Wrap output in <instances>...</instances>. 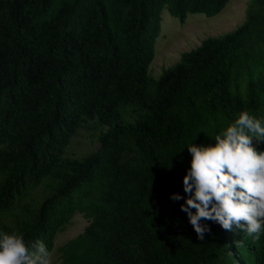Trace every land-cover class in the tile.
Segmentation results:
<instances>
[{"label": "trees", "instance_id": "1", "mask_svg": "<svg viewBox=\"0 0 264 264\" xmlns=\"http://www.w3.org/2000/svg\"><path fill=\"white\" fill-rule=\"evenodd\" d=\"M228 2L0 0V231L52 251L78 212L59 264H264V235L206 220L200 241L170 199L188 195L185 145H214L242 111L264 118V0L149 74L164 7L184 23ZM80 128L98 147L68 155Z\"/></svg>", "mask_w": 264, "mask_h": 264}, {"label": "clouds", "instance_id": "2", "mask_svg": "<svg viewBox=\"0 0 264 264\" xmlns=\"http://www.w3.org/2000/svg\"><path fill=\"white\" fill-rule=\"evenodd\" d=\"M253 138L264 141V118L242 111L214 136V145H185L191 156L183 176L188 195L170 199H184L180 209L200 241L210 233L206 220L226 231L234 225L254 240L264 235V151L253 148ZM0 264H52V253L41 240L26 243L23 234L0 231Z\"/></svg>", "mask_w": 264, "mask_h": 264}, {"label": "rangeland", "instance_id": "3", "mask_svg": "<svg viewBox=\"0 0 264 264\" xmlns=\"http://www.w3.org/2000/svg\"><path fill=\"white\" fill-rule=\"evenodd\" d=\"M250 0H229L224 8L214 16L202 13L188 14L184 23L173 17L164 7L161 12L160 32L154 43V58L149 66V74L157 78L164 68L179 60L183 51L197 47L201 41L214 35L225 34L236 28L245 18V11ZM150 75V76H151ZM256 143V139H252ZM98 147L95 135L85 128H80L72 137L66 151L75 157L84 156ZM36 198L40 196L39 189L32 191ZM88 224L81 213L76 212L70 222L58 231L54 240L52 264H59L57 247L73 238Z\"/></svg>", "mask_w": 264, "mask_h": 264}]
</instances>
